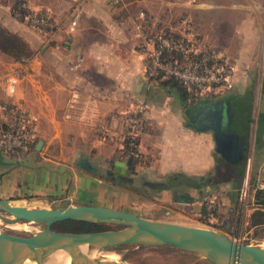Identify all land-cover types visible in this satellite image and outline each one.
<instances>
[{"label":"crops","instance_id":"obj_1","mask_svg":"<svg viewBox=\"0 0 264 264\" xmlns=\"http://www.w3.org/2000/svg\"><path fill=\"white\" fill-rule=\"evenodd\" d=\"M79 2L84 4L85 15L72 40L65 39L64 22L56 38L44 34V43L52 42L30 56L31 69L13 98L38 117L39 140L33 150L22 155L0 147V198H39L58 204L121 209L114 202L118 200V185L113 186L116 175L127 184L132 179L165 184L163 188L151 187L155 195L149 198L159 213L157 217L123 210L197 227H207L200 225L207 219L206 208L218 210V215L227 211L226 218L232 217V221L225 230L240 236L239 221L235 220L240 210H244L242 215L249 223L258 208H243L239 189L248 177L252 200L254 188L264 182V0H198L195 4L125 0L118 6L109 0ZM142 9L174 33L183 32L181 19L188 17L199 43L213 48L235 66L233 87L193 100L172 83L151 80L144 72V56L131 36ZM0 53L10 56L1 49ZM78 56H83V62L72 70ZM8 64H0V71ZM248 94L250 100L244 98ZM6 99L0 90V101ZM221 99L236 100L240 108L251 101L250 123L244 132V178L236 184L226 179L220 185L200 188L196 186L198 180L216 168L219 158L226 160L217 152L215 132L204 117L208 106ZM140 104L145 106L147 125L139 141L141 157L129 164L131 157L121 144L122 116ZM98 125L108 126V139L100 135ZM70 140L72 149L67 146ZM178 174L197 182L171 184ZM253 225L246 232L252 241L258 239L253 233L259 228Z\"/></svg>","mask_w":264,"mask_h":264},{"label":"water","instance_id":"obj_2","mask_svg":"<svg viewBox=\"0 0 264 264\" xmlns=\"http://www.w3.org/2000/svg\"><path fill=\"white\" fill-rule=\"evenodd\" d=\"M244 98L250 100L248 94ZM241 108L236 100L221 99L208 106L206 119L211 120L209 128L215 132L217 152L232 163L246 158L247 136L244 133L250 123L251 101ZM240 110V112L238 111ZM264 113V94L261 100ZM241 117V125L236 121ZM42 142L38 144L40 149ZM132 158L129 159V164ZM196 179L178 174L171 184H195ZM165 184L156 187L163 188ZM32 205H45L46 201L30 199ZM13 218H9V217ZM0 219L6 223L35 222L44 226L39 232L27 236L0 232V264H23L27 260L40 261L60 250L76 252L83 256L85 264L107 263L91 258L82 250L83 245L98 251H111L123 245H169L183 251L195 253L207 264H264V244L236 241L226 232L206 227L183 225L145 218L132 212L109 206L91 204H70L55 208H32L20 199L0 198ZM75 220L110 224L117 228L99 231H62L53 226L56 223Z\"/></svg>","mask_w":264,"mask_h":264},{"label":"built area","instance_id":"obj_3","mask_svg":"<svg viewBox=\"0 0 264 264\" xmlns=\"http://www.w3.org/2000/svg\"><path fill=\"white\" fill-rule=\"evenodd\" d=\"M114 6L121 5L124 0H109ZM195 4L198 0H178ZM80 11L75 13L72 25L75 26ZM33 19L35 24L46 27L47 19L42 16H26ZM183 32L168 31L162 23L151 17L146 10L140 11L139 19L131 30L132 39L139 53L144 56V72L148 77L174 78L199 96L218 94L233 87L235 66L224 56L211 47L202 46L196 39L197 33L188 17L181 19ZM33 24V23H32ZM50 26V25H49ZM193 36V37H190ZM168 55L173 57L168 59ZM83 58L79 57L72 65L77 70ZM29 58L22 57L11 64L4 73L0 72V90L8 97L0 101V147L11 152L21 149L28 152L36 142L39 131L38 118L21 101L14 100L18 86L27 73ZM145 106L140 104L135 110L122 116L123 134L121 144L123 149H129V156H140V138L147 124ZM100 135L109 136L107 125L98 127ZM256 189L264 191V182ZM251 188L248 177L239 189V201L243 208H258L251 200ZM234 238V237H233ZM235 239V238H234ZM246 238L238 237L237 241L244 242ZM236 240V239H235Z\"/></svg>","mask_w":264,"mask_h":264},{"label":"rangeland","instance_id":"obj_4","mask_svg":"<svg viewBox=\"0 0 264 264\" xmlns=\"http://www.w3.org/2000/svg\"><path fill=\"white\" fill-rule=\"evenodd\" d=\"M79 1L75 2V0H0V34L4 33V30L5 32L8 31L9 33H12V34H18L28 43L29 48H30L28 55L25 56L29 58V64L27 66V73L25 75L29 73L31 69L30 65L33 62L31 61L33 58L30 56L39 54L41 50L47 46V44L49 45L52 42L50 41V43L48 42L47 44L44 43L43 37H42L44 36V34H49L50 38H53L54 36L52 37V35L54 34L56 38L57 34L59 33L58 31L60 30V23L64 22L66 23L65 24L66 26L65 39L68 42L72 40L73 33L77 30V27L79 26L82 18L85 15L84 4L80 3ZM16 5L21 6V8H25L27 13L24 15L23 18H21V16L16 15L19 12V9H16V11L14 9ZM79 11H80V16L75 26H73L72 23L74 20L75 13ZM140 11H139V14H140ZM30 15L31 16L39 15V16L45 17L47 19L46 21H48L47 23L50 26L46 24V27L44 26L43 28L42 26L35 24L34 22L35 19L31 21L29 17L26 18V16H30ZM26 37H28L29 40ZM79 57L83 58V56H78L74 64L77 62ZM11 58L14 59V61L8 64ZM16 60L17 59H15L12 55L9 56V55L0 53V64L4 63L5 66L6 64H8L7 68L0 72L5 73L9 69L11 64L15 62ZM38 124H39V119H38ZM98 127H104V125H98ZM101 136L104 138V135H101ZM36 138H37L36 139V142H37L39 140V131H38ZM104 139L105 140L108 139V136L105 137ZM36 142H34L33 145L36 144ZM67 146L69 149H72L71 140L68 142ZM113 176H114L113 186L118 185L117 186L118 187V190H117L118 200L114 202L120 204L122 206L121 209L125 208L128 210L140 211L144 215H147L150 217L152 216L157 217L159 215V213L156 210L155 205L153 204V200H150L151 198L149 197H152L155 195V193H153L154 191L151 190V187H155L156 185L160 183L138 182L137 180L132 179V181H130L127 184V183H123L121 179L116 177V175H113ZM121 186L131 189L133 193H130L128 191H122L121 188H119ZM30 199L24 200V204L32 208L51 209V208L61 207V206L66 205L63 203L58 204L57 202L56 203L46 202L45 205H37V204L32 205L29 203ZM32 199H35V198H32ZM151 206H153V208ZM242 211L244 210H240V215H237V217L235 218V220L238 219L239 221V223L237 224H238L240 233H242L240 234V236L235 237L231 233L225 230L228 226H230L231 221H232V217L231 219L226 218L228 217L227 211L225 213L223 212L222 215H218L217 213L218 210H215L214 211L215 215L213 214L214 216H210L211 217L210 219L207 218L206 220L200 222V225H206L207 226L206 228L210 227L211 229H215L221 232H226L231 237H234L236 241L238 240V237L244 236L246 238L244 240L245 243L264 244V228L259 227L260 229L258 228L257 232L253 233L255 234V236L258 237V239H255L253 241L248 240L251 234L246 233V232L248 228H250L251 225L246 222V219H244L245 217L244 215H242ZM220 218L221 220H219ZM31 226L33 228V230L31 231L4 229V230H0V232L27 236L37 230H41L42 228H44L43 225L35 223V222L31 223ZM115 228L117 227L114 225L104 224V229H115ZM54 229L62 230L61 228H56V227ZM108 252H110V254L116 255L119 261L124 262L125 264H207L206 260L203 257L195 253L183 251L181 249H178L176 247L169 246V245L151 246V245L129 244V245L120 246Z\"/></svg>","mask_w":264,"mask_h":264},{"label":"trees","instance_id":"obj_5","mask_svg":"<svg viewBox=\"0 0 264 264\" xmlns=\"http://www.w3.org/2000/svg\"><path fill=\"white\" fill-rule=\"evenodd\" d=\"M14 9L15 11L16 9H19V12L16 15L21 16V18H23L24 15L27 13L25 8H21V6L16 5ZM4 33L0 34V40H1L0 48L4 52L12 55L15 59L28 55L29 50H30L29 45L21 36H19L18 34L9 33L8 31L5 32V30H4ZM175 36H179V34L175 33ZM168 59L173 60V57L171 55H168ZM149 78L151 80H160V81H167L169 83H172V85L178 87L179 91L185 97H188L193 100L206 99V98H209L215 95V94H210V95L201 97L198 94H196L194 90L188 89L176 79L165 77L162 74H160L157 77H149ZM35 146L36 144L34 145L32 144L28 151L33 150ZM9 153H12L14 155H22L25 152H23V150L21 149H16ZM125 153L129 156L130 150L128 148L125 149ZM130 157L132 158V160H138L140 159L141 156H138V157L130 156ZM246 160L247 159L245 158L239 163H230L222 158H219L217 162L218 165L216 166V168L208 172L205 176H203V178H201L200 181L198 180V182L196 183V186L200 188L202 187L206 188L207 186L213 187V186L222 184L226 179H230L231 182L236 184L238 181L244 178V166H245ZM253 201L255 202L256 205H258V211L254 215V219L252 220V222H249V223L250 225L254 224L253 226L255 227L264 228V212H263L264 211V191L256 189L255 187L254 195L252 198V202ZM214 211L215 210H213L212 208L210 210H207L206 208V213H205L206 217L209 218L212 212H213L212 214L215 215ZM55 227L61 228L63 231L65 230V231H77V232L104 230V224L85 222V221H75V220H66V221L56 223L54 225V228Z\"/></svg>","mask_w":264,"mask_h":264},{"label":"bare ground","instance_id":"obj_6","mask_svg":"<svg viewBox=\"0 0 264 264\" xmlns=\"http://www.w3.org/2000/svg\"><path fill=\"white\" fill-rule=\"evenodd\" d=\"M9 218H13L12 216ZM33 223V222H31ZM31 223H4L0 219V230L11 229L19 231H31L33 230ZM35 231V230H34ZM37 230L33 233L39 232ZM82 250L90 255L91 258H98L101 261L107 263H120L118 257L114 254H110L108 251H98L95 249H90L88 245H83ZM23 264H85L84 258L78 255L76 252H69L66 249H60L40 261L27 260Z\"/></svg>","mask_w":264,"mask_h":264},{"label":"flooded vegetation","instance_id":"obj_7","mask_svg":"<svg viewBox=\"0 0 264 264\" xmlns=\"http://www.w3.org/2000/svg\"><path fill=\"white\" fill-rule=\"evenodd\" d=\"M204 109H202L203 111ZM200 115V114H199ZM195 116H198V115H195ZM205 117V116H204ZM206 118V117H205ZM200 122H202L201 120H199ZM207 121L209 122V124H211V120L208 118Z\"/></svg>","mask_w":264,"mask_h":264}]
</instances>
